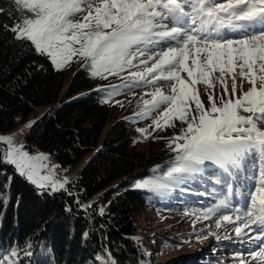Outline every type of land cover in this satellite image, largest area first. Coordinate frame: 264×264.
Returning a JSON list of instances; mask_svg holds the SVG:
<instances>
[{
	"label": "snow or ice",
	"instance_id": "6c2138e0",
	"mask_svg": "<svg viewBox=\"0 0 264 264\" xmlns=\"http://www.w3.org/2000/svg\"><path fill=\"white\" fill-rule=\"evenodd\" d=\"M13 3L17 10L29 14L11 27L14 38L30 42L58 70L75 57L87 62L92 77L101 79L143 65V70L130 71L128 77H122L131 81L123 87L154 85L160 80L172 82L171 95L161 88L146 93L151 99H143V108L137 115L147 118L166 105L148 127L163 131L175 127V120L186 127L169 138L168 147L176 155L166 173L159 179L141 180L136 188L167 190L185 179H195L197 174L202 177L206 162L216 165L222 171L215 183H223L226 194L202 217L206 219L231 207L234 173L238 175L245 170L244 161L249 154L254 152L260 157L259 167L251 177L256 182L248 192V207L243 212L236 207L232 214L222 213L215 223L217 228L225 222L236 225L233 230L237 237L242 241L247 237L257 244L248 255L257 264H264V127H261L264 0H13ZM78 15L80 18L75 19ZM182 73L187 74V79ZM215 73L219 75L214 80ZM237 76L251 85L241 95L236 94ZM228 79L232 81L231 92ZM201 83L212 89L208 94L209 107L196 87ZM216 83L223 88L219 104ZM116 93L114 87L109 96ZM33 124L29 122L26 127ZM137 131L148 138V128ZM0 143L7 146L6 150H0V165L12 166L19 176L38 188L67 190V179H55L52 170L41 174L47 168L43 163L48 161L47 155H31L24 145H15L10 136H0ZM8 179L11 181V177ZM104 211L100 208L99 214L104 215ZM84 235L87 237V232ZM30 248L29 244L24 251L29 257ZM18 255L12 250L0 256V264H19L18 259H13ZM237 255L240 264H248L241 258L243 254ZM98 259L103 264H117L114 259Z\"/></svg>",
	"mask_w": 264,
	"mask_h": 264
},
{
	"label": "trees",
	"instance_id": "16d2710c",
	"mask_svg": "<svg viewBox=\"0 0 264 264\" xmlns=\"http://www.w3.org/2000/svg\"><path fill=\"white\" fill-rule=\"evenodd\" d=\"M0 9V133L44 109L27 134L30 148L74 166L99 146L66 191L40 190L0 165V256L16 250L19 264H103L99 257L144 264L138 216L159 196L135 185L162 176L172 153L139 150L89 72L78 69L65 87L63 71L30 42L14 38L10 29L23 19L22 10L13 0H0ZM29 244L30 257L24 254Z\"/></svg>",
	"mask_w": 264,
	"mask_h": 264
},
{
	"label": "rangeland",
	"instance_id": "374dc122",
	"mask_svg": "<svg viewBox=\"0 0 264 264\" xmlns=\"http://www.w3.org/2000/svg\"><path fill=\"white\" fill-rule=\"evenodd\" d=\"M22 12L23 18L29 15L23 10ZM79 18V15L75 17V19ZM134 63L138 64L139 62L134 61ZM143 67L141 65L139 68L125 70L119 76L109 75L107 79L93 78L97 87L106 90L103 103L111 109L114 121L123 120L128 123L134 137V143L139 150L153 152L168 150L175 159L176 153L168 147L169 138L178 135L186 125L175 120L173 121L175 127H169L163 131L149 128L148 126L152 124V121L163 111L166 105H162L160 109L153 111L147 118L137 115L143 108V99H151V96L146 95V93H152L156 88H161L165 94L171 95L172 82L160 80L154 85L139 83L132 87H123L131 81L122 77H128L130 71L143 70ZM81 68H85L91 75L87 62L75 57L71 63L59 69L64 72L65 87L71 81L74 73ZM218 75L219 73H215L213 79L215 80ZM182 76L187 79L186 73H182ZM227 83L229 92H231V79H228ZM114 87L117 89V93L109 96ZM196 87L201 100L206 107H209L208 94L212 92V89L207 88L203 83ZM250 87L251 85L247 81L237 76V95H241ZM222 92V86L216 83L217 104H219L218 97ZM225 98L227 99V97ZM106 100L108 102H105ZM192 109L195 111L194 103ZM44 111V109H40L36 115H30L23 122H20L15 129L0 133V136L13 137L15 145H24L25 150L31 155L40 153L47 155L49 157L48 161L43 162L47 164V168L41 174L46 175L49 170H52L55 179L60 181L67 179L69 183L65 187L68 189L69 185L78 178L82 168L97 152L99 146L85 154L74 166H62L49 152L30 148L27 145V134L30 128L26 125L29 122H35ZM241 114L248 115L243 112ZM261 127H264V124ZM138 128H148V138L142 136L137 131ZM107 129L104 133L107 132ZM102 139L103 137H101ZM0 146L2 150L7 148L3 143H0ZM259 163L260 157L254 152L247 156L244 161L245 170L238 175L234 173V179L231 181L232 195L229 197L231 207L221 209L220 212L210 215V218L205 219L202 217L208 214L210 208H215L219 200L226 194V186L223 183H215L217 175L222 171L216 165L206 162L202 166L206 170L202 177L197 174L195 179H185L181 184L171 185L167 190L152 191L156 196H159V201L157 200L138 216V237L146 250L144 252V264H240L237 254H243L241 258L251 264L254 260L251 259L248 253L254 246L257 247L256 242L248 240L247 237L242 241L237 237L233 230L236 226L234 224L225 222L220 228H217L215 222L222 213L232 214V209L236 207H239L243 212L248 207V192L252 184L256 182L251 177L258 169ZM162 176L150 179H159ZM38 189L51 193L64 191H53L50 186ZM212 233H215V235H212Z\"/></svg>",
	"mask_w": 264,
	"mask_h": 264
},
{
	"label": "bare ground",
	"instance_id": "6f19581e",
	"mask_svg": "<svg viewBox=\"0 0 264 264\" xmlns=\"http://www.w3.org/2000/svg\"><path fill=\"white\" fill-rule=\"evenodd\" d=\"M255 247H256V246H254V247L252 248V250H255ZM248 249H250V248H248ZM255 263H256L255 260L251 262V264H255Z\"/></svg>",
	"mask_w": 264,
	"mask_h": 264
},
{
	"label": "water",
	"instance_id": "95a60500",
	"mask_svg": "<svg viewBox=\"0 0 264 264\" xmlns=\"http://www.w3.org/2000/svg\"><path fill=\"white\" fill-rule=\"evenodd\" d=\"M111 259H112V257H111Z\"/></svg>",
	"mask_w": 264,
	"mask_h": 264
}]
</instances>
